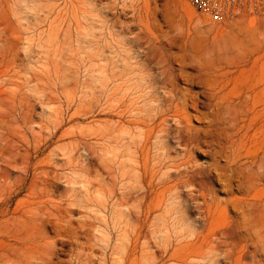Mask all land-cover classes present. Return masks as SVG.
I'll list each match as a JSON object with an SVG mask.
<instances>
[{"label": "rangeland", "instance_id": "rangeland-1", "mask_svg": "<svg viewBox=\"0 0 264 264\" xmlns=\"http://www.w3.org/2000/svg\"><path fill=\"white\" fill-rule=\"evenodd\" d=\"M132 22L136 25L121 28V23ZM147 36L164 44L175 68L180 61L191 62L185 69L190 75L202 63L232 60L225 93L229 98L237 99L239 93L248 98L250 135L255 134L264 153V15H238L212 24L186 0H0V212L4 213L0 222L12 224L19 217L28 218V211H43V226L31 225L27 230L31 236L27 235L38 239L42 257L39 252L34 256L47 264H82L89 256L91 264H211L207 253L203 259L186 261L175 254L185 241L179 240L181 227L174 228L165 214L176 206L173 197L165 193L164 205L156 207L163 191L159 179L169 173V185L174 184L176 170L184 171L185 158L176 149V140L166 149L155 137L145 136L146 117L155 107L151 90L163 95L158 84L149 90L140 82L146 68L156 77L160 73L155 59L151 63L142 54ZM205 79L178 84L201 93L204 101L209 92ZM212 108L200 107L210 120L191 121L201 137L197 146L192 145L190 167L197 165L204 172L198 177L189 171L194 189L181 185L180 198L187 201V216L196 222L195 229L204 234L215 230L217 237L226 230L229 241L236 243V251L228 255V246L221 244L215 252L220 264H264L261 256L253 262L240 249L247 243L238 235L244 236L251 225L244 230L238 211L228 210V215L220 213L203 223L192 200L204 184L219 201L241 197L234 181L232 191L224 187L230 179L226 164L230 144L240 135L232 137L237 129L217 120ZM168 124L173 127L171 120ZM124 208L135 212L131 224L140 235L132 256L123 251L131 232ZM164 239L172 243L165 254L155 245ZM44 242L49 243L45 255ZM148 245L156 250L152 262L142 251Z\"/></svg>", "mask_w": 264, "mask_h": 264}, {"label": "bare ground", "instance_id": "bare-ground-1", "mask_svg": "<svg viewBox=\"0 0 264 264\" xmlns=\"http://www.w3.org/2000/svg\"><path fill=\"white\" fill-rule=\"evenodd\" d=\"M123 7H121V8H123ZM133 15L134 14H132L131 17ZM134 16H133V22H136V21L138 22V20H136L137 18ZM140 20L141 21H139V23L143 24L142 19H140ZM133 22H132V24H129L128 26H123V23H121L120 24L121 28H129V27H131L130 25L135 24ZM137 22H136V24L139 25ZM124 25H126V23ZM147 38H148V36H147ZM137 39H138V37H137ZM148 39H149V40H147L148 44L145 47L144 51H142V54H144L145 59L148 61H150L152 58L155 59L156 65L160 69V73H159V76L156 77L151 73L150 69L146 68L145 69L146 73H145V75H143V77L141 76L142 78H141L140 82L141 83L144 82V87L148 88L149 90H151V88L154 89L153 86L155 84H158V87H156V88L160 89L163 92V95H160L159 93H157L156 90H151L152 96L149 94L151 97H153V101L155 102V107H154V109L151 108V111H150L151 113L149 112L148 117H146V114H145V117L147 118V121H148L144 125V126L148 127L147 131L145 130L146 131L145 136H146V139H151V138L158 139L157 143L159 144V146L166 148V149H169L167 147H169L171 145L173 140L174 141L176 140L175 141L176 142V149H180V151L183 153V156L185 158L183 163L181 162L182 166L184 167V171L178 170V172H177V170H176L175 173H177V174L175 176L176 179H175L174 184L169 185V183H170L168 181V180H170L169 179L170 178L169 173L164 174V172H163V174H164L163 176L165 179L162 176V178L164 180H162V178H160L158 181V185H159L158 188H160V185H161L163 191L157 195L156 207H159V205H162L165 202V195H164L165 193L170 194L171 198L173 197L172 199H173L175 204H173L171 201V205L173 204L176 206L169 208L170 210L165 211L166 212L165 214L170 215V218H171L172 224H173L172 226L174 228H179V226L181 227V229H179V231H178V234L180 235L179 240L185 241L184 244L181 242H178V243L183 244V246L180 247L179 249H177L175 251V254L179 255V256L183 255L184 257H182V258H185L184 261H186V259H188V258H191L192 260H198V258H200L201 256L203 257V255L205 253H207V255L212 256V258H210L211 264H220L221 262L216 258L215 254L217 253L219 247H221V244H226L228 246V252L225 250L227 252L226 255H228L230 253L229 251L232 252L237 247L236 243H232V241H229V238H228L229 236H227V234L225 233L226 230L224 232L220 233L222 235V236L220 235L221 237H217L215 230L208 231L206 229L207 230L206 234H204L203 231H201V230L198 231V229H195L194 223H196V222L191 221L190 217L187 216V212H188V206L186 205L187 201H182L180 198L181 192L179 190H181V189H179V187L181 185L186 188V187H189L191 185L193 186L195 184L193 182V180L191 178H189V171H191V173L194 172V175L198 176V177L202 176L203 172H204V169L197 167V165L194 167L193 166L190 167L189 158L192 155V150L194 147V146L192 147V145L195 143L197 144L198 137H201V136H199V133L197 132L198 130L195 131V129L192 128L191 121L193 119H195L197 121H199V120L201 121L203 118H204L203 120H205V118L207 119L208 113L207 112H206L207 114L203 113L200 110V107L207 106V107H214V110H213V108L211 110L215 111V113H212V114H214L217 117V120H219L220 122L223 123L225 121L227 126L228 125L230 126L228 129H230V128L232 130L235 128L237 129V133H235L234 135H232L230 133L232 135V137L235 136L236 134L240 135L238 137L239 138L238 142H235V141L231 142L230 141L231 142L230 148H229V149H231L230 154L227 152L229 154L228 156H230V162L228 163L226 161L228 159L225 160L226 164H229L228 173L230 172V177H229L230 179L228 180L226 185H224V184L223 185H224L225 189L232 191V182L234 181L235 184H233V186H235V189H236V191L239 192V194L241 193V197H235L236 196L235 195L234 197H232L228 200L219 201L216 198H213L214 196L212 197L209 194L210 193L209 188L204 187V186H207L206 184H204L203 187H200L201 190L197 189L199 197L197 196L196 198L192 199V200H194V202L196 201L197 206L196 205H194V206H196V208L198 209L199 217L203 220V223H208V224L211 222V220L213 219L214 216L220 215V213H223V214L226 213L228 215V210L231 212H233L235 210L236 213L238 211L240 213L242 219H243L242 221H245V223L243 222V224H244L243 228L244 227L246 228L247 225H251L250 227L247 226L246 231H244V234H245L244 236L239 234L242 236V237H240L238 235L239 239H243L242 241L247 243V244L243 245L240 249L243 251V254L249 255L253 262H255V259L257 258V256H261L262 257L261 263H263L264 262V153L262 152L261 148L257 145V143L254 141L255 134L250 135V131L253 128L252 127L253 122L252 121L249 122L250 120L248 119V115H249L248 98H246L245 96H242V94L239 93L237 99H234L232 97H231L232 98L231 99V98H229L228 93H225V90H226L229 82L231 81V79L229 78V74H231V71L229 69H230V67H232V64H233L231 62L232 60L229 61V59H228L227 62H223L224 63L223 64L221 59H218L217 63H211L207 66H201L203 64L202 63L197 68L194 67L196 74L190 75L191 73L190 74L186 73L185 69L190 68V66L192 64L191 62H186L185 60L180 61L178 64L176 63L178 68H175L173 66V63L171 60V54L168 53L167 48L165 46H163L164 44L162 45L159 42L158 43L157 42H151L150 38H148ZM193 49H195V48H193ZM210 49H211V47H210ZM225 49H227V48H225ZM198 54H196V55H198ZM190 56H192V55H190ZM199 57L200 56H198L196 59H198ZM192 60H193V58H192ZM195 63H196V61H195ZM153 69H154V67H153ZM191 70H193V68H191ZM202 76L207 77V79L203 80L204 81L203 83H204V86L209 90V92L206 93L207 94L206 97H204V101H203V98L201 96V93L200 94L199 93H191L190 92L191 90L190 91H188V89L183 90L179 87L178 82L180 80H182L183 83L185 82L188 85H192L194 83V78H196V77L201 78ZM206 109H208V108H206ZM209 110H210V108H209ZM210 116H213V115H210ZM169 120H171L173 122V127L168 124ZM208 120H210V119L208 118ZM143 123H144V121H143ZM208 123H210V122H208ZM205 132L206 131H204V133L203 132L202 133L205 134ZM206 133H208V132H206ZM232 133H233V131H232ZM183 136H184V138H183ZM225 137H226V141L229 140V138L227 139L226 134H225ZM153 139H151V140H153ZM233 140H235V139H233ZM237 140L238 139H236V141ZM199 142H200V139H199ZM202 142H204V141H202ZM251 143H252V145H250ZM198 145H199V143H198ZM157 147H158V145H157ZM163 151H165V150H163ZM221 151L222 150H220L219 152H221ZM178 156L180 157V155H178ZM228 156L226 158H229ZM243 159H245V161L242 162ZM179 166H180V164H179ZM179 166H176V169H177V167L179 168ZM182 166H180V167H182ZM214 167L216 168L215 164H214ZM191 169H194V171H192ZM222 169H223V167H222ZM226 170H228V169H226ZM225 172H227V171H225ZM219 175H220V173H219ZM195 176H193V177H195ZM221 176H219V177H221ZM152 179H154V176ZM156 184H157V182H156ZM201 184H203V183H201ZM149 185H152V184H149ZM224 187H223V189H224ZM252 193H254V194L252 195ZM144 196H145V194H144ZM167 200H169V199H167ZM133 207L134 206H132V208ZM124 209L126 210L125 213L122 212V215L124 217L122 215L121 216L125 219V224L129 226L132 222V217L133 216L136 217V215H135V212L133 210H130L129 208H127V209L124 208ZM172 210H173V213H171ZM68 212H70V211L68 210ZM25 214L28 215V218H23V217L20 218L19 217L20 219L18 218L15 221L13 220L12 224H10L11 222L10 221L8 222V220L0 222V264H47L48 261H45V259L41 258L42 253L40 251H37L38 247H40V245H41L40 242L38 241V239L34 238L35 236L33 237L34 239L30 238L28 236V235H30V233L27 231L31 227V225H33L32 228L35 227L34 226L35 223L40 222L39 223L41 225L40 227H42L44 221L41 217L45 213L41 210H35V211L33 210V211H28ZM51 215H52V213H51ZM3 216H4V213L0 212V217H3ZM197 217H198V215H197ZM238 220H239V218H238ZM66 222H70V221H66ZM204 225H206V224H204ZM204 225H202V226H204ZM228 225H230V224H227V226ZM130 226H131V232L129 234H127V236H126V247L123 248L124 247L123 246L122 248H123V251L127 252L128 255L132 256L136 253L137 241H139L140 235L137 233L136 229H134L132 227L133 226L132 224ZM124 227H125V225H124ZM234 227H236V226H234ZM37 228H35V230ZM245 228H244V230H245ZM126 230H128V229L126 228ZM27 232L29 233L28 235H27ZM228 232H229V230H228ZM235 232H236V230H235ZM126 233H128V232L126 231ZM237 233H238V231H237ZM12 235H13V239H12L13 242H10V236L12 237ZM22 235H24L26 237H23ZM42 238H41L42 241L43 240L45 241L46 238H44V237H42ZM230 239H232V238H230ZM46 242H44L42 244V246L44 245L45 247H47L45 250L43 249L44 255L46 253L47 254L49 253L48 246H46L49 243L46 244ZM170 243H171V241L169 242L168 239H164L161 241L159 240L158 242L155 243V245L161 249L160 252L165 254L168 252L167 247L170 245ZM142 251L145 254L144 257L147 258V261H149V259H151V262H152V260L156 258L155 257V255H156L155 251L156 250H154V248L152 246L150 247L148 245L147 247L142 248ZM38 252H39V256H41L40 258H36L38 256L37 255ZM226 255H224V256H226ZM232 255H233V253H232ZM226 258H227V256H226ZM84 259L85 260L82 264H91L92 263L90 256L87 258H84ZM36 261H39V262L36 263ZM195 264H200V263H195Z\"/></svg>", "mask_w": 264, "mask_h": 264}, {"label": "built area", "instance_id": "built-area-1", "mask_svg": "<svg viewBox=\"0 0 264 264\" xmlns=\"http://www.w3.org/2000/svg\"><path fill=\"white\" fill-rule=\"evenodd\" d=\"M195 12L212 24L229 21L238 15H264V0H186Z\"/></svg>", "mask_w": 264, "mask_h": 264}]
</instances>
